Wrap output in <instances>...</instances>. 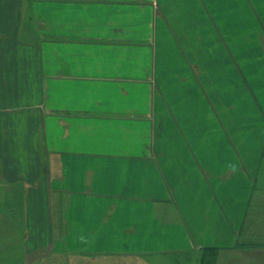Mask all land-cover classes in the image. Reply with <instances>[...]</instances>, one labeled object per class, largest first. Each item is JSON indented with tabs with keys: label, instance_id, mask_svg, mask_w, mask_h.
I'll return each instance as SVG.
<instances>
[{
	"label": "crops",
	"instance_id": "crops-1",
	"mask_svg": "<svg viewBox=\"0 0 264 264\" xmlns=\"http://www.w3.org/2000/svg\"><path fill=\"white\" fill-rule=\"evenodd\" d=\"M233 74L256 105L264 0H0V264L234 252L263 151L233 147Z\"/></svg>",
	"mask_w": 264,
	"mask_h": 264
},
{
	"label": "rangeland",
	"instance_id": "rangeland-1",
	"mask_svg": "<svg viewBox=\"0 0 264 264\" xmlns=\"http://www.w3.org/2000/svg\"><path fill=\"white\" fill-rule=\"evenodd\" d=\"M239 15V13H233V21L239 18ZM231 30L234 34L237 32L236 29ZM231 46L232 48L229 49V51L232 54L235 53V51H239V49L237 51V47H235V44H232ZM249 48L250 52L255 51L251 49V44L249 45ZM237 61L238 60L234 58V67L231 73H233V71L237 72L236 68L239 66V63ZM241 78L246 79L244 74ZM263 78L264 76H250L251 82L255 85L256 83H259L261 89L264 88L262 86ZM238 80L240 81V75H238L237 77L236 74H233V76L231 77V83H233L232 91L230 92V94L229 91H227L226 93L231 97L236 105L232 113L233 119H231V123L234 127L232 137L233 147L246 150V152L250 154L248 158H250L251 160L256 157L261 148L263 153L254 175L255 187L250 198L248 213L243 223V227L238 235L240 241H244L245 244L248 243V248L244 247L242 250H235L234 252H230V254L225 257L222 256L223 258L220 257L219 251L217 264H264V143H262L264 142V90L262 91L261 95L259 93L260 97L256 92L255 95L252 94L256 99V105H254L253 101L250 99V92L248 93L249 102H246L245 97L243 96V94L246 96L245 87L237 85L236 83H238ZM7 190L4 187H0V200L2 198L4 199L2 203L0 201V213L2 212L4 214H7L5 216L9 217L11 224V226H9V230L15 233L17 232L16 225L19 228H22L21 226L23 224V194L22 189H20L19 187H10ZM0 227L1 229H3L4 224H0ZM202 254L203 252L180 251L174 253L173 256L168 257V260L159 258L158 261L163 260V264H202ZM74 255L76 257L70 256V254H66V256H64L62 259H59L57 261L55 260L50 264H100L99 262H96L95 258L90 259V256H93L92 253H81L82 256L80 255V253ZM88 255L90 256L88 257ZM113 256L114 261L111 264H128L129 262L127 260L129 256H132V258H138L137 262H135L134 260H130L134 261L131 262V264L145 263V260L143 258L134 256V254L126 255L127 258L125 260V257L118 255ZM11 264H18V262L14 260Z\"/></svg>",
	"mask_w": 264,
	"mask_h": 264
},
{
	"label": "trees",
	"instance_id": "trees-1",
	"mask_svg": "<svg viewBox=\"0 0 264 264\" xmlns=\"http://www.w3.org/2000/svg\"><path fill=\"white\" fill-rule=\"evenodd\" d=\"M243 223H244V221H243ZM242 227H243V225H242ZM246 244H245L244 241L243 242L240 241V238L238 237L233 248H235L236 250H242L244 247L248 246V243H246ZM219 251L220 250H219L218 247L203 248L202 249V252H203L202 255L203 256L201 257L202 264H217V260H218V257H219L218 256L219 255Z\"/></svg>",
	"mask_w": 264,
	"mask_h": 264
}]
</instances>
